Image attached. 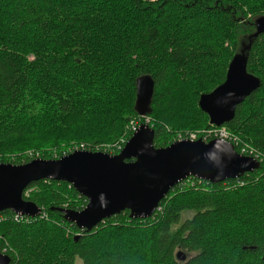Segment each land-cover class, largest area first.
Returning <instances> with one entry per match:
<instances>
[{
  "label": "trees",
  "instance_id": "16d2710c",
  "mask_svg": "<svg viewBox=\"0 0 264 264\" xmlns=\"http://www.w3.org/2000/svg\"><path fill=\"white\" fill-rule=\"evenodd\" d=\"M215 1L0 0V162L49 159L54 148L61 157L71 140L70 146L101 151L128 136L131 121L142 117L135 109L137 79L146 74L155 82L149 117L156 146L172 143L174 131L210 128L199 99L225 81L233 56L264 15L256 10L246 19L241 6L247 0ZM236 12L246 19L243 25ZM262 37L248 56V71L261 85L225 126L240 147H254L263 158ZM82 130L90 135L74 137ZM178 186L151 217L133 218L125 210L96 227L134 236L141 252L134 259L100 248L96 228L65 219L59 208L82 209L87 198L53 179L29 185L23 195L46 216L16 220L11 210L0 212V249L10 264L31 258V264H264V159L236 179ZM185 211L194 215L183 220ZM179 249L198 254L183 262Z\"/></svg>",
  "mask_w": 264,
  "mask_h": 264
},
{
  "label": "water",
  "instance_id": "95a60500",
  "mask_svg": "<svg viewBox=\"0 0 264 264\" xmlns=\"http://www.w3.org/2000/svg\"><path fill=\"white\" fill-rule=\"evenodd\" d=\"M255 27L248 43L233 56L225 81L199 99L210 124L221 126L233 119L236 107L261 85V79L248 71V56L254 39L264 33V15L255 19ZM154 87L150 75L137 79L135 108L143 116L151 112ZM213 93H217L213 103L205 107L201 100ZM154 139L155 129L142 123L116 154L79 149L23 164L0 162V212L9 209L29 217L41 215L43 208L24 198L25 189L43 179L63 180L85 196L87 204L79 210H59L65 219L90 231L125 210L133 218L151 217L171 188L190 175L216 184L239 178L261 165V161L239 153L223 139L184 138L161 147L154 145ZM178 258L183 260L185 256L179 252ZM11 260L0 249V264H10Z\"/></svg>",
  "mask_w": 264,
  "mask_h": 264
},
{
  "label": "rangeland",
  "instance_id": "374dc122",
  "mask_svg": "<svg viewBox=\"0 0 264 264\" xmlns=\"http://www.w3.org/2000/svg\"><path fill=\"white\" fill-rule=\"evenodd\" d=\"M97 1H101V0H97ZM106 1H110V0H106ZM217 1H219V0H217ZM217 1H215V4L217 3ZM248 2H246V3H243L242 4V6H241V8L243 7V9L245 10V12H246V19H249L250 17L251 18H253V16L255 15L254 14V11H256V10H264V0H247ZM99 2H97V3H99ZM98 9H99V7H98ZM236 13H238L237 14V16H238V18H239V20H240V22H241V24L243 25L244 24V21L246 20V19H242V17H243V15H241L239 12H236ZM255 17V16H254ZM254 19V18H253ZM254 32V31H253ZM252 32V33H253ZM251 33V34H252ZM261 41L262 42H264V37H262L261 38ZM257 59L258 58H256V61H257ZM147 75V74H146ZM142 76H145V75H142ZM141 77V76H140ZM188 94L186 93V91L185 90H181L180 91V94H179V96L181 97V99H185V100H188V97H186ZM136 101H137V97H136ZM135 105H136V103H135ZM151 106V105H150ZM136 109V108H135ZM137 111V110H136ZM138 112V111H137ZM140 116H142L141 118H140V120H142L141 121V123H140V125L142 124V123H148L150 126H152L151 124H150V121H151V119H150V117H149V114H150V112L149 113H147L146 115H141L140 113H138ZM93 119V118H92ZM93 121L95 122L96 121V119H93ZM153 127V126H152ZM84 128H86V127H84ZM213 128H217V129H213ZM219 128V129H218ZM210 129L211 130H218V131H227L228 133H231V131L229 130H227V126H225V124H223V125H221V126H217V125H214V124H211V126H210ZM188 131V132H187ZM187 131H174L173 132V135H172V140H173V142L174 141H176V140H179V139H184V138H187V139H191V140H197V139H199V138H202L203 140H205V138H204V135L203 134H206L205 133V131H206V129H188ZM136 132V131H135ZM134 132L133 131H131V133L129 134L130 135V137L132 136V134H133ZM194 134H196L197 135V137H195L194 136ZM210 134L211 133H209L208 135L210 136ZM78 135V138H79V136L80 137H88L90 134H85V131L84 130H82V131H80V132H76L75 134H74V137L75 136H77ZM129 135L128 136H126V135H124V136H122L120 139L118 138L117 140H115L114 142H112V144H108V143H105L102 147H103V149L101 150V151H104V152H108V153H112V152H117L116 151V149H117V147L118 146H121L122 147V149L125 147V145H126V143H127V141L129 140ZM126 138V139H125ZM122 139H125V142L123 143V144H120L121 143V141H122ZM212 139H222V138H220V137H215V136H213L212 134H211V136H210V139L209 140H206V141H210V140H212ZM223 140H226V141H228V142H231L234 146H235V149L239 152V153H241L240 151H241V148H243V147H240L238 144H236V143H234L233 141H231V140H229V139H223ZM161 141V140H160ZM159 141V142H160ZM241 141H245L243 138L241 139ZM71 142H72V140L69 142V143H67L66 145H67V147H65V149H63V152L65 153V154H68V153H70V152H73L74 150H79V149H83V144H80V145H72V146H70V145H68V144H71ZM245 143H247V142H245ZM154 145L156 146V144H155V142H154ZM251 146V145H250ZM156 147H158V146H156ZM252 147V146H251ZM237 148H240V150H238ZM254 148V147H253ZM121 149V150H122ZM120 150V151H121ZM112 151V152H111ZM28 152V151H27ZM62 152V153H63ZM32 152L30 151L29 152V154H31ZM60 153V150H58L57 148H54L53 149V156L51 157V158H56V156H58V154ZM242 154V153H241ZM41 155V154H40ZM39 155V156H40ZM245 155V154H244ZM38 156V157H39ZM63 156V155H62ZM248 156H249V154H248ZM250 156H252V155H250ZM252 157H254V156H252ZM37 158V157H36ZM51 158H49V159H51ZM58 158V157H57ZM254 158H256V157H254ZM256 159H258V158H256ZM259 161H260V159H258ZM7 163H11V162H7ZM190 178H193L195 181L196 180H198V179H202L203 181H205L206 179H203V178H199V177H197V176H192V175H190V176H188V177H186V178H184L183 180H181V181H179V182H189L188 181V179H190ZM210 182V181H209ZM225 182V181H224ZM196 187V186H195ZM197 188V187H196ZM31 189H33V187L31 188ZM66 202H67V200H66ZM44 210V209H43ZM194 215V212L193 211H185L184 213H183V216H182V219L183 220H185V219H187V218H190V217H192ZM70 222V221H69ZM98 226V225H97ZM96 226V227H97ZM96 227H94V228H96ZM93 228V229H94ZM81 229H83V228H81ZM92 229V230H93ZM99 229V228H98ZM97 228H96V230H94L95 232H98L99 230H98ZM68 230H71V232H75V237H80V236H82V232H80L79 230H74L71 226H69V228H68ZM240 231V233H242L243 231H244V229H239ZM73 234V233H72ZM133 239H136L134 236H131V238L129 237V235L128 234H126V233H123V234H119L117 231H115V230H112V229H108V226H105L104 228H102L98 233H94L93 234V240L96 242V244L99 242V246H100V248H109L110 250H113V252H115V251H120V252H122L123 254H125L126 255V257L128 258V259H134V258H136V257H139L140 255H141V252H140V250H139V247H140V245L138 244V243H136V242H134V241H132ZM93 240L91 239V241L93 242ZM33 250H38V251H40L39 250V248L38 247H34L33 246V248H32ZM4 252H7V250L6 249H4L3 250ZM140 252V253H139ZM179 252H181L182 253V255H184L185 256V259H183V260H181V259H179L178 258V253ZM196 254H198V252H192V253H188L186 250H184V249H179L178 251H177V258H178V260H180V261H183V262H186V261H188L189 259H191L192 257H194ZM32 256L35 258L36 256H41V255H39V253H33L32 254ZM32 260H33V258H31V260H30V262H28V263H26V264H31L32 263ZM185 260V261H184ZM130 261V260H129ZM179 261V262H180ZM76 264H82V262H81V260H77V262H76Z\"/></svg>",
  "mask_w": 264,
  "mask_h": 264
},
{
  "label": "built area",
  "instance_id": "2783aa9c",
  "mask_svg": "<svg viewBox=\"0 0 264 264\" xmlns=\"http://www.w3.org/2000/svg\"><path fill=\"white\" fill-rule=\"evenodd\" d=\"M139 126H140V120L137 119V118L133 119L131 121V124H130V129H129L130 130V133H131V131H133V132L137 131V129L139 128ZM213 129H217V128H213ZM205 133L206 134H203L205 140H209L210 139V136L212 134L215 137H220L222 139H229V140L233 141L234 143L239 144L237 137L233 136L232 133H228L227 131L211 130L210 128H207L206 131H205ZM209 133H211L210 136L208 135ZM194 136L197 137L196 134H194ZM125 139H122V141H121L120 144H123L125 142ZM82 147H83V150H85L84 149V146H82ZM121 149H122V147L121 146H118L117 149H116L117 152H112L111 151L112 152L111 154L119 153ZM240 152L242 154H245V155H248V154H249V156L252 155V156L260 159V161H262L264 159V157L262 158V156L255 149L250 148L248 145H246L245 147L241 148V151ZM188 181L189 182H179V186L178 187L183 188V187H186L187 185H188V187H195V186L197 187V186L201 185L202 182H203L202 179H198V180L195 181L193 178L188 179ZM26 194H28V193H26ZM46 215H47L46 214V211L43 210V212L41 213V215H39L37 217H40V216L44 217ZM13 217L16 220H20V219H23V218H25L26 220H29L31 218H37V217H29V216L22 215V214H19V213H13ZM1 219H2V217L0 216V220Z\"/></svg>",
  "mask_w": 264,
  "mask_h": 264
},
{
  "label": "snow or ice",
  "instance_id": "6c2138e0",
  "mask_svg": "<svg viewBox=\"0 0 264 264\" xmlns=\"http://www.w3.org/2000/svg\"><path fill=\"white\" fill-rule=\"evenodd\" d=\"M220 90L218 89L217 90V93L219 92ZM217 93H213L211 96H205L203 97V99L201 100V103L205 106V107H209L211 106V104L213 103L214 101V97L217 95Z\"/></svg>",
  "mask_w": 264,
  "mask_h": 264
},
{
  "label": "bare ground",
  "instance_id": "6f19581e",
  "mask_svg": "<svg viewBox=\"0 0 264 264\" xmlns=\"http://www.w3.org/2000/svg\"><path fill=\"white\" fill-rule=\"evenodd\" d=\"M238 141H239V140H238ZM178 183H179V182H178ZM178 183H177V184H178ZM177 184H176V185H177ZM173 187H174V186H173ZM173 187H172V188H173ZM172 188H171V189H172ZM169 192H170V191H169ZM167 195H168V194H167ZM167 195H166V196H167ZM157 209H158V208H157Z\"/></svg>",
  "mask_w": 264,
  "mask_h": 264
}]
</instances>
